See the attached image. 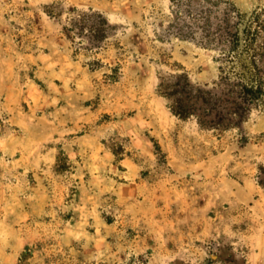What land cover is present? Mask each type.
<instances>
[{"label": "rangeland", "instance_id": "obj_1", "mask_svg": "<svg viewBox=\"0 0 264 264\" xmlns=\"http://www.w3.org/2000/svg\"><path fill=\"white\" fill-rule=\"evenodd\" d=\"M228 1L264 41V0ZM174 3L0 0V264H264V100L172 112L161 82L222 58Z\"/></svg>", "mask_w": 264, "mask_h": 264}, {"label": "trees", "instance_id": "obj_2", "mask_svg": "<svg viewBox=\"0 0 264 264\" xmlns=\"http://www.w3.org/2000/svg\"><path fill=\"white\" fill-rule=\"evenodd\" d=\"M174 13L182 23L180 35H199L203 44L218 50L222 58L215 89L195 85L185 75L174 76L170 83L161 82L172 112L182 119L194 116L206 129L240 127L264 100L261 26L242 29L243 17L228 0H175ZM102 23L108 21L103 19ZM105 35L103 29L94 37Z\"/></svg>", "mask_w": 264, "mask_h": 264}, {"label": "crops", "instance_id": "obj_3", "mask_svg": "<svg viewBox=\"0 0 264 264\" xmlns=\"http://www.w3.org/2000/svg\"><path fill=\"white\" fill-rule=\"evenodd\" d=\"M0 70H1V72L6 73V72H9L11 70V68L8 66H5V65H1Z\"/></svg>", "mask_w": 264, "mask_h": 264}]
</instances>
